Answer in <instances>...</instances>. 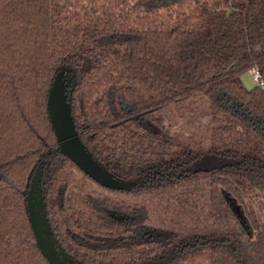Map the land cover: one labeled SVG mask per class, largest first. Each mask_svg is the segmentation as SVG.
I'll return each instance as SVG.
<instances>
[{
  "label": "trees",
  "instance_id": "obj_1",
  "mask_svg": "<svg viewBox=\"0 0 264 264\" xmlns=\"http://www.w3.org/2000/svg\"><path fill=\"white\" fill-rule=\"evenodd\" d=\"M60 66L82 142L132 182L111 191L181 189L208 173L198 197L218 230L143 236L145 206L71 187L78 173L96 182L58 152L46 101ZM255 68L264 76V0H0V264H50L25 207L41 159L51 229L81 264H181L203 250L208 264H264V90L240 79ZM186 108L209 119L206 150L177 149L156 114Z\"/></svg>",
  "mask_w": 264,
  "mask_h": 264
},
{
  "label": "rangeland",
  "instance_id": "obj_2",
  "mask_svg": "<svg viewBox=\"0 0 264 264\" xmlns=\"http://www.w3.org/2000/svg\"><path fill=\"white\" fill-rule=\"evenodd\" d=\"M241 81L247 87L246 81L244 79H241ZM248 85L250 88L247 89L256 87L257 84L253 77L249 78ZM186 111H188V108L182 115H179V113H170L169 109H164L158 110L156 114L166 116L165 124L175 134L177 149L182 147V145L188 144L196 150H206L209 147L210 129L212 128L209 124V119L201 116L197 110L193 114ZM44 171L47 173L46 168ZM211 176L208 173H200L194 178L185 181L181 189H164L159 192L146 194L112 192L101 188L78 173L77 181L72 183L71 187L75 186L76 189L84 192L110 197L130 206H145L148 212V222L147 226L141 229L143 236L159 237L171 232L187 235L189 233H202L207 230H218V224L214 223L213 218L208 215V207L202 206L198 197L202 191L204 193L207 192L206 187ZM71 187L68 189L66 197ZM194 190L198 191L194 197H189V195L186 197L182 196L183 194L194 192ZM256 192L264 195L261 191ZM177 196L181 198V202L176 200ZM208 262L209 254L207 250H203L186 257L181 264H208Z\"/></svg>",
  "mask_w": 264,
  "mask_h": 264
},
{
  "label": "water",
  "instance_id": "obj_3",
  "mask_svg": "<svg viewBox=\"0 0 264 264\" xmlns=\"http://www.w3.org/2000/svg\"><path fill=\"white\" fill-rule=\"evenodd\" d=\"M74 84V76L69 73L67 67L60 66L55 71L47 94L46 109L58 144V152L69 158L82 172L102 187L116 191L130 190L132 182L114 176L82 142L71 112L70 97ZM40 168L41 161L35 165L25 191L26 213L36 244L50 264H81L59 245L53 234L44 199L45 172ZM226 199L229 200L228 197ZM230 205L244 230L250 233V227L239 205L235 201H231ZM109 214L118 221L126 217L115 211H109Z\"/></svg>",
  "mask_w": 264,
  "mask_h": 264
},
{
  "label": "built area",
  "instance_id": "obj_4",
  "mask_svg": "<svg viewBox=\"0 0 264 264\" xmlns=\"http://www.w3.org/2000/svg\"><path fill=\"white\" fill-rule=\"evenodd\" d=\"M252 71V75H253V78L254 80L256 81V86L259 87L260 89L264 90V76L262 74V72L255 68Z\"/></svg>",
  "mask_w": 264,
  "mask_h": 264
},
{
  "label": "flooded vegetation",
  "instance_id": "obj_5",
  "mask_svg": "<svg viewBox=\"0 0 264 264\" xmlns=\"http://www.w3.org/2000/svg\"><path fill=\"white\" fill-rule=\"evenodd\" d=\"M41 161V168H40V170L42 171V172H45L44 171V169L46 168V169H48V165H47V159H41L40 160ZM39 163V162H38ZM46 172H45V175H44V181H43V186H44V191H45V185H44V183H45V177H46ZM32 176V175H31ZM31 178V177H30ZM74 189H75V186L73 187ZM106 190H109V191H111L110 189H106ZM67 193V192H66ZM45 199V198H44ZM127 219V216L124 218V220H126ZM67 252V251H66ZM68 253V252H67Z\"/></svg>",
  "mask_w": 264,
  "mask_h": 264
},
{
  "label": "crops",
  "instance_id": "obj_6",
  "mask_svg": "<svg viewBox=\"0 0 264 264\" xmlns=\"http://www.w3.org/2000/svg\"><path fill=\"white\" fill-rule=\"evenodd\" d=\"M250 77H253V75H252V71H248V72H246V73H244L241 77H240V79H244L245 81H246V88H250L249 87V85H248V80H249V78ZM254 79V78H253ZM242 82V81H241ZM243 84V83H242Z\"/></svg>",
  "mask_w": 264,
  "mask_h": 264
}]
</instances>
